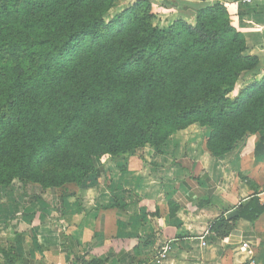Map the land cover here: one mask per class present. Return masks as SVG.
Wrapping results in <instances>:
<instances>
[{
  "label": "trees",
  "instance_id": "trees-1",
  "mask_svg": "<svg viewBox=\"0 0 264 264\" xmlns=\"http://www.w3.org/2000/svg\"><path fill=\"white\" fill-rule=\"evenodd\" d=\"M0 0V188L13 181L47 190L80 187L104 156L160 148L191 125L209 129L219 158L264 131V77L237 92L259 60L219 2ZM192 13L195 24L154 23L153 6ZM264 153V136L254 150ZM210 225L224 237L262 213L254 196ZM2 251L3 264H14Z\"/></svg>",
  "mask_w": 264,
  "mask_h": 264
},
{
  "label": "crops",
  "instance_id": "crops-1",
  "mask_svg": "<svg viewBox=\"0 0 264 264\" xmlns=\"http://www.w3.org/2000/svg\"><path fill=\"white\" fill-rule=\"evenodd\" d=\"M216 1L243 35L244 55L260 63L255 75L240 77L233 97L264 77V0H205ZM153 12L169 15L161 28L195 24L189 12L157 4ZM207 135L192 125L157 150L104 156L80 187L64 192L17 181L0 188V264L2 251L13 252L14 264H264V213L253 224L238 219L227 236L210 231L254 196L264 206V153L254 154L264 131L219 158L206 150Z\"/></svg>",
  "mask_w": 264,
  "mask_h": 264
},
{
  "label": "rangeland",
  "instance_id": "rangeland-1",
  "mask_svg": "<svg viewBox=\"0 0 264 264\" xmlns=\"http://www.w3.org/2000/svg\"><path fill=\"white\" fill-rule=\"evenodd\" d=\"M133 0H120L118 3H117V6L116 8L112 9L107 17L105 18V21H109L115 14H118L120 12V10H122L123 8L127 7L130 5V3L132 2ZM156 10V8H154ZM169 14V13H168ZM169 15H164V13H161V17H157L156 16V19H155V22L156 24H158L159 26L164 24V21L166 20L165 18H168ZM192 126V125H191ZM198 126V125H197ZM207 129V132H208V135H207V138L209 136V129L208 128H205ZM206 138V139H207ZM205 139V140H206ZM205 142V141H204Z\"/></svg>",
  "mask_w": 264,
  "mask_h": 264
},
{
  "label": "built area",
  "instance_id": "built-area-1",
  "mask_svg": "<svg viewBox=\"0 0 264 264\" xmlns=\"http://www.w3.org/2000/svg\"><path fill=\"white\" fill-rule=\"evenodd\" d=\"M252 1H253V0H241V3H242V4L249 5V4H251ZM242 249H243V250H247V249H248V246L244 244V245L242 246Z\"/></svg>",
  "mask_w": 264,
  "mask_h": 264
},
{
  "label": "water",
  "instance_id": "water-1",
  "mask_svg": "<svg viewBox=\"0 0 264 264\" xmlns=\"http://www.w3.org/2000/svg\"><path fill=\"white\" fill-rule=\"evenodd\" d=\"M237 216H238V212L237 211H233L230 214H228L227 219L231 220V219H233V218H235Z\"/></svg>",
  "mask_w": 264,
  "mask_h": 264
}]
</instances>
